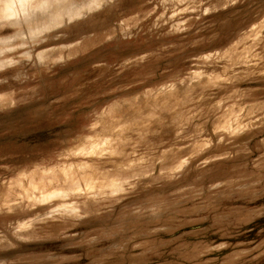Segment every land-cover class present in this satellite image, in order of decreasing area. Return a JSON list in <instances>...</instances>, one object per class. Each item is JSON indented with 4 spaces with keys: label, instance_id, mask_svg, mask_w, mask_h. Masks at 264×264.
Instances as JSON below:
<instances>
[{
    "label": "rangeland",
    "instance_id": "rangeland-1",
    "mask_svg": "<svg viewBox=\"0 0 264 264\" xmlns=\"http://www.w3.org/2000/svg\"><path fill=\"white\" fill-rule=\"evenodd\" d=\"M27 42L0 73V264H264V0H108Z\"/></svg>",
    "mask_w": 264,
    "mask_h": 264
},
{
    "label": "bare ground",
    "instance_id": "bare-ground-1",
    "mask_svg": "<svg viewBox=\"0 0 264 264\" xmlns=\"http://www.w3.org/2000/svg\"><path fill=\"white\" fill-rule=\"evenodd\" d=\"M106 2L108 0H0V29L6 27V24L8 28H14L13 33L0 36V73L12 68L18 62L14 56H6L7 54L26 47L27 41L38 42L43 36L60 29L67 22L82 19L100 10ZM19 40L21 43H18ZM25 54L28 57L32 55L30 50H26ZM45 56V51L37 54L41 61ZM112 186L113 191H120L123 188V184L118 181H114ZM96 188V185L89 184L86 189L95 194L99 192ZM66 194L65 190L55 189L49 191L43 198L45 201L53 200ZM61 207L71 211L65 205H60L54 210H59Z\"/></svg>",
    "mask_w": 264,
    "mask_h": 264
}]
</instances>
